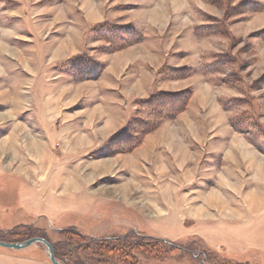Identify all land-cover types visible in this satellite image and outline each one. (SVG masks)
<instances>
[{
  "label": "rangeland",
  "instance_id": "rangeland-1",
  "mask_svg": "<svg viewBox=\"0 0 264 264\" xmlns=\"http://www.w3.org/2000/svg\"><path fill=\"white\" fill-rule=\"evenodd\" d=\"M262 178L264 0H0L1 238L264 264ZM0 264L53 263L37 242Z\"/></svg>",
  "mask_w": 264,
  "mask_h": 264
},
{
  "label": "trees",
  "instance_id": "trees-1",
  "mask_svg": "<svg viewBox=\"0 0 264 264\" xmlns=\"http://www.w3.org/2000/svg\"><path fill=\"white\" fill-rule=\"evenodd\" d=\"M59 234H61V236H64L65 238H61V237L59 238V236L57 237V239L54 237L52 238L44 230L29 228L27 232L20 234L21 235L20 238L6 240L5 238L0 237V240L6 242H22L32 237H43L47 239L50 243H52L55 249V255L59 261L68 264H86V259L84 257L71 258V256H67V251H71L73 250V248L75 249L79 246H85V247L90 246L92 244V240L89 245L87 244L85 245V241L87 240L86 239L87 237L85 234L79 232L78 230H72V232L71 230H63ZM136 245L137 243L129 242L128 239L126 240V238H123L121 239L119 245L96 243L94 249L96 250V252L99 254L100 257L104 258L103 262L106 261L109 262L110 260H112L111 254L116 253L117 251L118 252L117 255L126 258L128 254L127 248L128 247L134 248ZM63 256H67V257H63Z\"/></svg>",
  "mask_w": 264,
  "mask_h": 264
},
{
  "label": "water",
  "instance_id": "water-1",
  "mask_svg": "<svg viewBox=\"0 0 264 264\" xmlns=\"http://www.w3.org/2000/svg\"><path fill=\"white\" fill-rule=\"evenodd\" d=\"M37 242H40V243H43L44 245H46V247L48 248L49 258L53 264H68V263L61 262L57 259L56 255H55L54 246L52 245V243H50L47 239H45L43 237H32V238L27 239L26 241H22V242H6V241L0 240V246H4V247H8V248H15V249H22V248H26L32 244H35Z\"/></svg>",
  "mask_w": 264,
  "mask_h": 264
},
{
  "label": "bare ground",
  "instance_id": "bare-ground-1",
  "mask_svg": "<svg viewBox=\"0 0 264 264\" xmlns=\"http://www.w3.org/2000/svg\"><path fill=\"white\" fill-rule=\"evenodd\" d=\"M262 180L264 181V178H262ZM259 186H260V189H263L262 191L264 192V183L262 185L259 184ZM254 202H257V200H255Z\"/></svg>",
  "mask_w": 264,
  "mask_h": 264
}]
</instances>
